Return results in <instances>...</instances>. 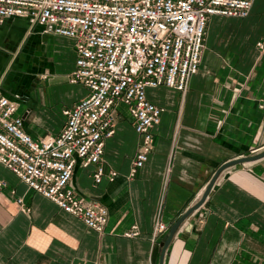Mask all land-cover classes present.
Instances as JSON below:
<instances>
[{
    "label": "crops",
    "instance_id": "obj_1",
    "mask_svg": "<svg viewBox=\"0 0 264 264\" xmlns=\"http://www.w3.org/2000/svg\"><path fill=\"white\" fill-rule=\"evenodd\" d=\"M260 42L264 0H254L245 16H210L200 67L188 89L147 88L148 98L164 111L152 129L148 160L133 177L141 138L120 104L114 134L106 139L102 181L94 182L95 164L83 167L80 161L71 181L78 193L108 207L104 232L89 228L0 162V264H159L168 233L155 239L156 221L170 228L201 198L221 164L264 150ZM76 57L73 38L45 33L27 18L8 17L0 25L2 91L21 95L17 113L33 137L57 133L63 110L88 93L70 81ZM13 58L25 76L17 89L5 82ZM111 170L117 171L114 180L107 176ZM134 225L139 234L126 235ZM164 264H264V156L220 174L179 226Z\"/></svg>",
    "mask_w": 264,
    "mask_h": 264
},
{
    "label": "built area",
    "instance_id": "obj_2",
    "mask_svg": "<svg viewBox=\"0 0 264 264\" xmlns=\"http://www.w3.org/2000/svg\"><path fill=\"white\" fill-rule=\"evenodd\" d=\"M253 2L0 0V25L8 17H23L31 26L41 25L45 33L74 39L77 57L70 81L88 89L63 110L65 121L57 133L37 139L17 113L21 95H6L0 81V162L89 228L104 232L108 207L81 195L71 184L77 163L95 164L94 182L102 181L106 139L114 134L116 110L124 104L141 138L129 173L135 176L148 160L152 129L164 111L148 98L147 88L166 85L185 92L200 67L210 16H245ZM260 106L264 108V101ZM116 175L115 170L107 174L110 180ZM168 231V223L158 219L153 237ZM125 233L135 236L139 231L134 225Z\"/></svg>",
    "mask_w": 264,
    "mask_h": 264
},
{
    "label": "water",
    "instance_id": "obj_3",
    "mask_svg": "<svg viewBox=\"0 0 264 264\" xmlns=\"http://www.w3.org/2000/svg\"><path fill=\"white\" fill-rule=\"evenodd\" d=\"M264 156V150L256 153V154H251V155H247V156H242V157H238V158H233L230 160H227L226 162H224L223 164H221L216 171L214 172L213 176L211 177L208 185L206 186L201 198L191 207H189L187 210H185V212H183L181 214V216L173 223L171 224L168 234L166 236V238L161 242V245L163 247V251L161 254V258H160V263L159 264H164V257H165V253L166 250L168 248V246L170 245L174 235L176 234L179 226L183 223V221L189 217L191 215V213L198 208L207 198V196L209 195L213 185L215 184L216 180L218 179V177L220 176V174L227 168L237 165V164H241L244 162H250V161H254L257 160L261 157ZM169 225V224H168Z\"/></svg>",
    "mask_w": 264,
    "mask_h": 264
},
{
    "label": "rangeland",
    "instance_id": "obj_4",
    "mask_svg": "<svg viewBox=\"0 0 264 264\" xmlns=\"http://www.w3.org/2000/svg\"><path fill=\"white\" fill-rule=\"evenodd\" d=\"M14 58H13V60H14ZM13 60L6 70L5 82L7 84H10L11 86H13V88L17 89V87H15V85H17L16 83L23 82L25 80V78H24L25 76L24 77L22 76V71L19 69L20 65H18V62H19L18 59L14 60V61ZM25 67H27V66H25ZM20 77H21V79H20ZM22 89H23V87H20V85H19V90H22Z\"/></svg>",
    "mask_w": 264,
    "mask_h": 264
},
{
    "label": "bare ground",
    "instance_id": "obj_5",
    "mask_svg": "<svg viewBox=\"0 0 264 264\" xmlns=\"http://www.w3.org/2000/svg\"><path fill=\"white\" fill-rule=\"evenodd\" d=\"M20 79H21V77H20ZM20 79H19V80H20Z\"/></svg>",
    "mask_w": 264,
    "mask_h": 264
}]
</instances>
